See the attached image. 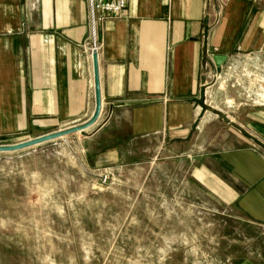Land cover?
I'll list each match as a JSON object with an SVG mask.
<instances>
[{"label":"crops","instance_id":"0c3cea01","mask_svg":"<svg viewBox=\"0 0 264 264\" xmlns=\"http://www.w3.org/2000/svg\"><path fill=\"white\" fill-rule=\"evenodd\" d=\"M97 36L100 116L51 142L100 192L176 175L223 217L226 264H264V0H128ZM91 44L88 0H0V145L93 116Z\"/></svg>","mask_w":264,"mask_h":264},{"label":"rangeland","instance_id":"374dc122","mask_svg":"<svg viewBox=\"0 0 264 264\" xmlns=\"http://www.w3.org/2000/svg\"><path fill=\"white\" fill-rule=\"evenodd\" d=\"M65 150L0 156V264H226V224L207 196L176 175L145 193L100 192Z\"/></svg>","mask_w":264,"mask_h":264},{"label":"water","instance_id":"95a60500","mask_svg":"<svg viewBox=\"0 0 264 264\" xmlns=\"http://www.w3.org/2000/svg\"><path fill=\"white\" fill-rule=\"evenodd\" d=\"M214 59L217 65H221L224 61V56L216 55ZM93 63H94V72H95L96 110L93 116L87 122L67 129L44 134L19 143L0 145V152L21 151L59 138H64L67 135H70L75 132L84 131L90 126H92L98 120L102 110V97H101L100 77H99V55L97 53H95L93 56Z\"/></svg>","mask_w":264,"mask_h":264},{"label":"built area","instance_id":"2783aa9c","mask_svg":"<svg viewBox=\"0 0 264 264\" xmlns=\"http://www.w3.org/2000/svg\"><path fill=\"white\" fill-rule=\"evenodd\" d=\"M88 7L92 32L90 53L93 58L95 53L99 55L102 50V44L97 36L98 24L109 19L122 17L128 7V0H88Z\"/></svg>","mask_w":264,"mask_h":264}]
</instances>
